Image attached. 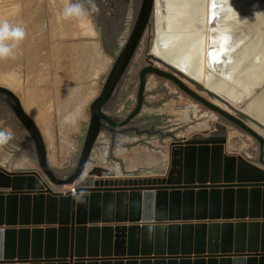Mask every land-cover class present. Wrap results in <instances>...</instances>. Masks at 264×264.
I'll return each mask as SVG.
<instances>
[{"label":"water","instance_id":"obj_1","mask_svg":"<svg viewBox=\"0 0 264 264\" xmlns=\"http://www.w3.org/2000/svg\"><path fill=\"white\" fill-rule=\"evenodd\" d=\"M258 1L263 2L141 0L131 33L90 104L82 151L69 175L53 170L39 126L19 97L0 86V99L29 134L40 168V172L10 170L0 164V264H264V169L243 155L226 154L225 140L197 143L174 137L167 168H144L140 174L130 171L126 178L109 175L97 180L102 174L91 167L102 132L123 133L142 112L149 75L172 81L246 130L263 147V136L205 100L182 79L264 128L242 112L264 90V79L238 84L244 72L254 76V68L264 65L259 55H253L248 66L240 67L239 62L247 48L264 42V31L259 33L257 28L264 22V7L257 8ZM130 4L121 16L123 26L133 8ZM245 10L250 14L236 19ZM155 21L158 44L166 53H175L174 66L150 54L169 71L150 62L140 72L134 110L123 120L112 118L105 110ZM206 27L207 78L222 77L223 84H237V98L204 87L193 75L190 59H200L204 34H198ZM196 43L199 56L191 51Z\"/></svg>","mask_w":264,"mask_h":264},{"label":"rangeland","instance_id":"obj_2","mask_svg":"<svg viewBox=\"0 0 264 264\" xmlns=\"http://www.w3.org/2000/svg\"><path fill=\"white\" fill-rule=\"evenodd\" d=\"M64 2L65 0H0V20L21 23L27 32L25 40L19 45L16 59L0 60V86L12 90L27 112L28 107L25 105L27 93L33 95L31 103L44 114L47 136L44 135L38 121L33 120L43 134L51 167L60 176L69 175L79 160L89 126L90 104L100 94L116 58L131 33L141 0H97L99 10L92 17L97 28L88 35H82L73 21H63V24L60 22V10ZM33 3L34 5L37 3L38 6L34 7ZM129 3L133 8L123 26L124 19L121 16L125 15V6ZM153 23L151 22L147 29L126 75L105 110L112 118L123 120L134 110L140 72L149 66L150 62L162 70L169 71L150 57L154 41ZM59 25L66 26L68 36L63 34ZM147 78L142 112L129 125L131 128L129 132L122 134L102 132L92 156L93 165L102 160L107 166L115 167L122 178H126L127 172L134 170L136 174H140L146 167L137 165L131 169L128 165L135 155L143 152L157 154L159 159L156 162L162 159L160 163L165 164L176 139L197 143L225 140L226 154L243 155L264 169V146L261 147L246 130L223 114L198 102L172 81L157 75H149ZM10 81L16 85L13 86V82ZM183 82L205 100L238 118L264 137V128L236 113L223 100L186 80ZM60 97L65 98L62 101ZM192 107L198 110V114H193ZM0 125L13 131V137L9 140L11 145H0L3 149L0 151L1 159L2 161L3 158L7 159L0 164L10 170L20 167L40 172L29 134L1 99ZM154 131H157L156 135H153ZM161 155L164 158H161ZM19 156L21 159L15 164L14 159ZM54 190L64 189L54 187Z\"/></svg>","mask_w":264,"mask_h":264},{"label":"bare ground","instance_id":"obj_3","mask_svg":"<svg viewBox=\"0 0 264 264\" xmlns=\"http://www.w3.org/2000/svg\"><path fill=\"white\" fill-rule=\"evenodd\" d=\"M35 1V0H34ZM8 2V1H7ZM41 3V2H40ZM31 4V3H30ZM2 5V4H1ZM29 5V4H28ZM34 5V3H33ZM31 6V5H30ZM35 6H38L37 3L34 5ZM258 6V7H257ZM256 7L257 8H262L264 7V0L263 2L261 1H258V5ZM42 7V6H41ZM43 10V9H42ZM242 9H239L237 11H241ZM46 11V10H45ZM39 12V11H38ZM250 14L249 10H245V11H242L240 13H237V16H236V19H241L245 16H248ZM26 15V14H25ZM46 16V15H45ZM38 18V17H37ZM44 18V17H43ZM207 18H208V13H207ZM27 20V19H26ZM37 20V19H36ZM43 20V19H42ZM60 22H62L63 24V20H61L59 18ZM260 20V19H259ZM35 21V20H34ZM263 20L260 21L259 23V26H257V28H259V33L263 32L264 31V22ZM34 23V22H33ZM32 24V23H31ZM37 24V23H36ZM30 25V24H29ZM28 25V26H29ZM154 25V41H153V44H152V47H151V52L150 54L152 56H154L155 58H161L163 59L164 61H166L167 63H169L170 65L174 66L171 62H173V56H175V53H166L164 50L161 49V46H159L158 44V41H157V35H158V27H157V21H155V24L153 23ZM33 26V25H32ZM30 26V27H32ZM44 26V25H43ZM37 29V28H36ZM28 30V29H27ZM60 30L63 31V34L67 35V33L64 31L63 29V26L61 25L60 26ZM202 29L201 31V34L199 33L198 35H201L203 36L202 34H204V39H202V42H201V47H202V54H200V59L199 60H193L190 59V62H192L193 64V69L192 72H193V75L198 78L199 82H201V84L204 86V87H209L210 89L214 90V91H217V92H223L224 94L226 93L228 96L230 97H233V98H237V96H239V94L236 92V85L237 84H232V83H226V84H223L225 80V78H222V77H218L216 79H211V78H207V70L210 68V66L208 65L209 62H208V55H207V51H208V28L206 27V30ZM65 32V33H64ZM59 34V33H58ZM34 35V34H33ZM60 35V34H59ZM30 36V35H29ZM32 36V35H31ZM60 37V36H59ZM41 38V37H40ZM55 38V37H54ZM198 38V37H197ZM31 39V37L29 38ZM46 39V38H45ZM59 39V38H58ZM28 41V40H27ZM39 41V40H38ZM48 41V40H47ZM31 42H33L31 40ZM37 42V41H36ZM44 42V41H42ZM49 42V41H48ZM81 42V41H80ZM91 42V41H90ZM93 42V41H92ZM29 43V42H28ZM34 43V42H33ZM55 43V42H54ZM25 44V43H24ZM61 44V43H60ZM65 44V43H64ZM187 44V43H186ZM37 45V44H36ZM41 45V44H40ZM72 45V44H71ZM70 45V46H71ZM34 46V45H33ZM38 46V45H37ZM45 46V45H43ZM60 46V45H59ZM72 46H75V45H72ZM187 46V45H185ZM35 47V46H34ZM62 47V46H61ZM198 47V44L196 43V45H192V52H193V56H199V52L197 51ZM22 48V47H21ZM68 48V47H67ZM73 48V47H72ZM189 48H190V45H189ZM69 49V48H68ZM84 49V48H83ZM248 51H247V55L246 54H243L242 57L240 58L239 62L241 63L240 67L242 66H248L250 65L249 62H250V58L253 56V55H259V60H260V63H263L264 61V42L262 44L260 43H257V44H253L251 47L247 48ZM45 50V49H44ZM30 51V50H29ZM31 52V51H30ZM37 52V51H36ZM47 52V51H46ZM49 52V51H48ZM53 52V51H52ZM64 52V51H63ZM21 53V52H20ZM50 53V52H49ZM55 53V51H54ZM60 53V52H58ZM58 53H57V58L59 57L58 56ZM80 53V51H79ZM190 53V52H189ZM21 56V55H20ZM23 56V55H22ZM37 56V54H36ZM51 56V55H49ZM31 57V56H30ZM34 57V56H33ZM76 57V56H75ZM32 58V57H31ZM53 58V57H52ZM37 59V58H36ZM41 59V58H40ZM44 59V58H43ZM37 62V61H36ZM157 62V61H155ZM46 63V62H45ZM49 63V62H48ZM158 64H160L159 62H157ZM37 65V64H35ZM40 65V64H39ZM162 65V64H161ZM44 66V65H43ZM66 66V65H65ZM64 66V68H65ZM36 68V67H35ZM33 69V68H32ZM66 70V69H65ZM58 71V70H56ZM61 71V70H60ZM41 73V72H40ZM253 73H254V76L252 75L251 72H244V74L241 76L240 80L241 82L238 81V84L239 83H242V82H247L250 80H256L257 82L258 81H261L264 79V65L262 66H259L258 68H254L253 70ZM93 75V74H92ZM39 76V75H38ZM189 76V75H188ZM51 77V76H50ZM55 77V76H54ZM181 77V76H180ZM243 77V78H242ZM30 78V77H29ZM93 78V76H92ZM33 79V77H32ZM183 80H186L187 82H189L187 80V78H182ZM56 80V79H55ZM64 80V79H63ZM53 81V80H52ZM11 82V81H10ZM13 82V81H12ZM11 82V83H12ZM38 82V81H37ZM40 82V81H39ZM18 83V82H17ZM190 84L193 85V83L189 82ZM13 86L16 85L15 82L12 83ZM40 84V83H39ZM55 84V83H54ZM76 84V83H75ZM18 85V84H17ZM20 85V84H19ZM35 85V84H34ZM11 86V87H13ZM196 87V85H194ZM228 88H227V87ZM17 87V86H16ZM15 88V87H13ZM12 88V89H13ZM21 88V87H20ZM47 88V87H46ZM16 89V88H15ZM33 89V88H32ZM66 89V88H65ZM18 90V89H16ZM29 90V89H28ZM43 90V89H42ZM20 91V90H19ZM26 91H27V88H26ZM41 91V90H40ZM68 91V90H67ZM71 91V90H70ZM74 91V90H73ZM88 91V90H87ZM34 92V91H33ZM37 92V90H36ZM55 92V91H54ZM94 92V91H93ZM27 93V92H26ZM58 93V92H57ZM95 93V92H94ZM22 94V93H20ZM36 94V93H35ZM42 94H45V93H42ZM48 94V93H47ZM24 95V94H23ZM31 93H27V99H25V105L28 107V112H27V109L24 107V109H26L25 111L30 114V116H32V118L36 121H38V123L40 124V126L42 127V129L44 130V135H48V132H47V123L45 121V118H44V114L40 112V110H38L32 103L33 101L31 100ZM37 95V94H36ZM56 95V94H55ZM86 95V94H85ZM33 96V95H32ZM76 96V95H75ZM25 97V96H24ZM23 97V99H24ZM59 97V96H58ZM37 98V97H36ZM46 98V97H45ZM65 98V97H64ZM63 97L59 98L63 101L64 99ZM58 99V98H57ZM32 101V103H31ZM45 101V99H44ZM36 102V101H35ZM57 104V102H56ZM224 108V107H223ZM47 109V108H46ZM187 109V108H186ZM184 110V109H183ZM193 110V114H198V110L195 108V107H192ZM245 114H247L248 116H250L251 118L261 122L262 124H264V90L258 95L256 96L253 100H251L249 102V104L245 107V109H243V111ZM75 114V113H74ZM49 115V114H48ZM48 117V116H47ZM48 119V118H47ZM77 120V119H76ZM49 121V120H48ZM76 125V124H75ZM45 137V136H44ZM51 140V139H50ZM141 152V151H140ZM3 153V152H2ZM7 155V154H6ZM161 158L164 156H160ZM167 157V156H166ZM3 158V157H2ZM133 158V157H132ZM0 159H1V152H0ZM4 159V158H3ZM159 157L157 154L155 153H152V152H143L141 154H138V155H135V157L133 159H131L130 162H128L130 165L129 167L131 169H133L135 166H146L144 168H155L156 166H159V167H162V168H167L168 166V157H167V162H165V164L163 163H160L162 162V159L161 161L159 162H156L158 161ZM2 160V159H1ZM1 162V161H0ZM6 162V161H5ZM91 167H97L98 168V173H101L102 176L101 177H97V180L98 179H103V178H107L109 175H112L111 177L113 179L115 178H120L121 176L119 175V172L118 170L114 169V168H111L109 166H107L106 164H104V162L101 160V161H98V164H95ZM127 167V166H126ZM128 171V170H127ZM134 171V170H133ZM130 172V171H129ZM68 190V189H67ZM70 190V189H69Z\"/></svg>","mask_w":264,"mask_h":264},{"label":"clouds","instance_id":"obj_4","mask_svg":"<svg viewBox=\"0 0 264 264\" xmlns=\"http://www.w3.org/2000/svg\"><path fill=\"white\" fill-rule=\"evenodd\" d=\"M98 10L97 0H65L61 6L60 19L75 22L81 34L88 35L94 32L92 17ZM26 36V29L21 23L0 20V60L16 59L19 45Z\"/></svg>","mask_w":264,"mask_h":264},{"label":"crops","instance_id":"obj_5","mask_svg":"<svg viewBox=\"0 0 264 264\" xmlns=\"http://www.w3.org/2000/svg\"><path fill=\"white\" fill-rule=\"evenodd\" d=\"M11 137H13V131H11L9 128H4L3 125H0V145L2 144H8L11 145L9 143V140L11 139ZM3 150L2 148H0V151ZM21 159V156L17 157L16 159H14V163L16 164L19 160ZM7 161V159H3V161ZM0 161L3 163V161L0 159ZM20 168V167H18Z\"/></svg>","mask_w":264,"mask_h":264},{"label":"flooded vegetation","instance_id":"obj_6","mask_svg":"<svg viewBox=\"0 0 264 264\" xmlns=\"http://www.w3.org/2000/svg\"><path fill=\"white\" fill-rule=\"evenodd\" d=\"M118 11L120 12V10H118ZM119 12H118V13H119ZM58 23H59V22H58ZM93 24H94V22H93ZM94 26H95L94 30H96L97 27H96L95 24H94ZM59 28H60V25H59ZM63 29H64V31L67 33L66 36H68L69 33L66 31V26L63 25ZM65 32H64V33H65ZM130 129H131V128H128V129H127L125 132H123V133L129 132L128 130H130ZM106 131H107V132H110L109 130H106ZM110 133H112V132H110ZM152 133H153V135H154V134H155V135L157 134V132H155V131L152 132ZM112 134H113V133H112ZM115 134H116V133H115ZM120 134H122V133H120Z\"/></svg>","mask_w":264,"mask_h":264},{"label":"snow or ice","instance_id":"obj_7","mask_svg":"<svg viewBox=\"0 0 264 264\" xmlns=\"http://www.w3.org/2000/svg\"><path fill=\"white\" fill-rule=\"evenodd\" d=\"M213 19H214V17H213ZM224 39H227L226 37L224 38ZM211 56H212V60H213V62H216L217 61V53H215V52H213V53H211Z\"/></svg>","mask_w":264,"mask_h":264}]
</instances>
